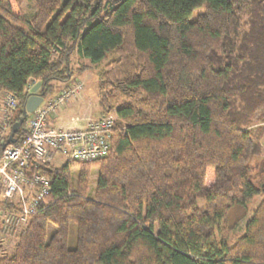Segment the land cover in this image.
<instances>
[{
	"label": "trees",
	"instance_id": "obj_1",
	"mask_svg": "<svg viewBox=\"0 0 264 264\" xmlns=\"http://www.w3.org/2000/svg\"><path fill=\"white\" fill-rule=\"evenodd\" d=\"M27 1L30 16L0 0V93L18 101L9 128L27 81L45 95L70 81L76 50L90 66L108 61L96 104L116 122L104 159L42 167L49 193L0 264H264V153L252 128L264 108V0ZM0 209L16 210L1 197Z\"/></svg>",
	"mask_w": 264,
	"mask_h": 264
},
{
	"label": "built area",
	"instance_id": "obj_2",
	"mask_svg": "<svg viewBox=\"0 0 264 264\" xmlns=\"http://www.w3.org/2000/svg\"><path fill=\"white\" fill-rule=\"evenodd\" d=\"M35 81L28 80L24 89L30 93ZM82 90L76 83L71 89L51 98L27 115L25 136L17 145L8 144L0 156V197L16 210L1 219V232L11 236L25 227L31 215L44 203L50 181L42 175V167L52 165L56 156L68 163L86 164L104 159L111 147L115 115L89 121L83 128H53L48 121L62 104ZM18 106L11 93H0V142L8 136L9 122ZM115 117V118H114ZM14 142V141H13ZM12 143V142H11Z\"/></svg>",
	"mask_w": 264,
	"mask_h": 264
},
{
	"label": "rangeland",
	"instance_id": "obj_3",
	"mask_svg": "<svg viewBox=\"0 0 264 264\" xmlns=\"http://www.w3.org/2000/svg\"><path fill=\"white\" fill-rule=\"evenodd\" d=\"M18 6L21 8V10L27 16H30L35 12L34 4L28 2L27 0H18ZM202 11H203V9H201L199 11L198 10L194 11L192 13V17H191L190 21L196 20L198 14L201 13ZM107 62L108 61H104V62H101V63L95 65V66H90V63L85 59L83 60L79 56L78 51L76 50L70 59V68H71L72 73H73L72 78L70 79V81H68L66 83L65 82H54V83H52L49 92L44 96V102L48 98H57L59 96V91H60L61 87L66 86V85L69 86L72 83L73 85L70 87V89H71L75 85V83L77 82L78 84H80L82 86V90L79 92V94H77L75 97L69 99L66 103H64L63 105H61L57 109L58 111L65 110L68 107V105H70V104L72 105L73 101H75V100H77V98L81 97V95L83 93V83L80 81H84V82L86 81L84 93H85V95L89 96V99L91 98L92 102H95V100L97 98L96 77H97V74L99 73V71L105 66V64ZM80 68H83V69L86 68V70L81 73L79 71ZM69 113L72 116L77 115V112L75 111V108H73V107H71V109H69ZM112 115H114V114L112 113ZM115 122H116V118H115ZM60 128H62V127H60ZM252 128L258 130V132L261 136L260 144L263 148V153H264V108H261L260 110H258L256 112V114L254 115V118L252 120ZM9 134H10V132L8 133V136H9ZM74 164H79V163H74ZM52 165L56 168H61L64 166V160L61 157L56 156L53 160ZM71 172H72L73 180L75 181L77 168L74 167L71 170ZM96 180H97V170H94L92 172V176L90 177L89 187H88V191H87V198H89V199H91L93 197L95 185H96ZM261 198L262 197H258L255 200V202L250 205L249 215L253 212V210L256 208L258 203L261 201ZM5 213H6L5 211L0 209V256L2 253H4V255L11 254V252H12V250L16 244V240H17L16 235L24 227L23 226L21 229L17 230L14 235H11L8 237L5 236L4 234H2V232H1V219H2L3 214H5ZM246 221H247V218L239 225L238 229L234 232L232 238L229 240V242H228L229 244H231L235 240V238L241 236ZM75 244H76V228H75V226H71L70 231H69L68 247L70 249H73L75 247Z\"/></svg>",
	"mask_w": 264,
	"mask_h": 264
},
{
	"label": "crops",
	"instance_id": "obj_4",
	"mask_svg": "<svg viewBox=\"0 0 264 264\" xmlns=\"http://www.w3.org/2000/svg\"><path fill=\"white\" fill-rule=\"evenodd\" d=\"M84 60V59H83ZM83 83V93L80 98L72 102V105H68L65 110L56 111L55 116L51 117L48 121L49 127L53 128H83L89 121L97 120L102 117L99 109L97 108V98L95 102H92L89 96L85 95V82L80 81ZM77 83V82H76ZM75 83V84H76ZM73 84L69 86L61 87L59 91V95L61 92L69 89ZM40 91V90H39ZM81 94V93H80ZM44 99V98H43ZM51 99V98H48ZM47 99V100H48ZM63 105V104H62ZM71 107L75 108L77 115H71L69 113V109ZM59 108V107H58ZM66 111V112H65Z\"/></svg>",
	"mask_w": 264,
	"mask_h": 264
},
{
	"label": "water",
	"instance_id": "obj_5",
	"mask_svg": "<svg viewBox=\"0 0 264 264\" xmlns=\"http://www.w3.org/2000/svg\"><path fill=\"white\" fill-rule=\"evenodd\" d=\"M42 89V86L40 83H36L30 90L29 97L23 107L22 110V116L20 119L11 127L10 134L6 141L1 142V149L3 150L6 145L10 144L14 141L15 134L20 130L24 120L26 119L27 115L32 114L38 106L42 103L44 98V92L42 90L41 93H39V90Z\"/></svg>",
	"mask_w": 264,
	"mask_h": 264
}]
</instances>
